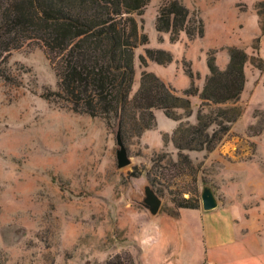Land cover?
<instances>
[{"label":"rangeland","instance_id":"rangeland-1","mask_svg":"<svg viewBox=\"0 0 264 264\" xmlns=\"http://www.w3.org/2000/svg\"><path fill=\"white\" fill-rule=\"evenodd\" d=\"M181 1L198 10L203 37L189 39L181 33L178 41L170 42L163 33L158 40L154 20L161 0H150L144 13L135 16L148 35L146 47L167 50L173 60L165 65L147 60L146 69L181 93L190 84L185 68L199 73L194 84L201 87L208 74L207 51L214 50L218 66L224 68L226 46L236 45L249 57L244 66L248 84L235 103L204 109L215 117L218 108L235 105L241 115L225 122L229 129L211 152L182 150L194 171H178L170 187L162 188L161 208H175L171 195H195L202 208L201 194L208 190L217 200L225 196L230 207L242 199L250 208L264 210V69L252 62L264 60V5L257 4L264 0ZM134 54L130 97L139 85L144 47ZM8 66L15 79L0 78V264H96L124 250L136 262L138 242L152 223L146 220L153 216L142 205L144 188L149 184L155 192L161 189L147 180V173L155 172L152 158L164 167L177 161L173 130L179 122L196 123L200 100L191 97L188 117L184 110H175L182 115L180 121L155 109L156 125L139 136L128 133L124 153L116 122L108 127L101 117L74 112L55 93L57 78L36 40L13 50ZM234 114L230 111L227 117ZM185 213L187 223H198L195 241L202 252L201 218L195 211Z\"/></svg>","mask_w":264,"mask_h":264},{"label":"trees","instance_id":"trees-1","mask_svg":"<svg viewBox=\"0 0 264 264\" xmlns=\"http://www.w3.org/2000/svg\"><path fill=\"white\" fill-rule=\"evenodd\" d=\"M149 1L0 0V78L6 82L15 79L8 66L11 52L22 47L28 39L36 40L57 78L55 93L65 98L67 107L74 112L101 117L108 127L116 122L124 147L128 133L139 136L156 125L155 109L180 121L182 115L175 110L182 109L185 117L190 116L191 97H197L200 105L196 123L179 122L172 133V141L178 150L177 161H170L169 166L164 167L159 158H152L155 172L147 173V180L154 187L161 186L156 190L159 194L163 187H170L172 177L194 171L191 159L182 150L211 152L229 129L225 122L230 123L241 115L235 105L218 108L215 117L213 111L207 113L204 109L239 100L246 82L244 66L249 57L236 45L226 46L228 61L221 68L216 62L215 51L210 49L206 55L208 74L202 86L194 84L199 73L194 74L188 66L184 71L190 84L177 93L146 69L147 60L161 65L173 60L167 50L146 47L148 35L135 16L144 13ZM257 4L264 5V1ZM257 13L261 15L259 11ZM154 27L158 40H163L164 33L168 34L170 42L178 41L181 33L189 39L203 37L205 33L198 10H190L181 0H161ZM260 28L264 33V26ZM138 47H144V55H139L143 69L138 88L130 97L135 76L134 50ZM254 61L256 68L263 71L264 60ZM230 111L235 114L227 117ZM214 123L216 127L211 128ZM171 196L175 208H161L170 216H177L180 208H199V198L195 195L188 198ZM96 264L136 262L132 254L124 250Z\"/></svg>","mask_w":264,"mask_h":264},{"label":"crops","instance_id":"crops-1","mask_svg":"<svg viewBox=\"0 0 264 264\" xmlns=\"http://www.w3.org/2000/svg\"><path fill=\"white\" fill-rule=\"evenodd\" d=\"M216 201L209 210L180 208L177 216L158 211L146 220L152 223L138 242L136 264H264V210L250 208L242 199L234 207L225 196ZM187 210L201 218L202 252L195 241L198 223L185 221Z\"/></svg>","mask_w":264,"mask_h":264},{"label":"water","instance_id":"water-1","mask_svg":"<svg viewBox=\"0 0 264 264\" xmlns=\"http://www.w3.org/2000/svg\"><path fill=\"white\" fill-rule=\"evenodd\" d=\"M118 137V143L121 147V150L126 153V148L124 147L120 133L117 132ZM144 197L142 199V205L148 209L151 215H155L158 213V211L161 208L162 200L159 197V195L155 192V190L150 186L149 184L145 186L144 188ZM201 202H202V208L204 210H209L214 208L217 205L216 198L214 197V194L211 191H204L201 194Z\"/></svg>","mask_w":264,"mask_h":264}]
</instances>
